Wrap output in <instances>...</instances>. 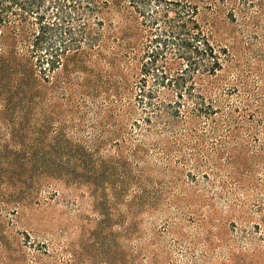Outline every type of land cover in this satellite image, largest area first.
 I'll use <instances>...</instances> for the list:
<instances>
[{"label":"rangeland","instance_id":"374dc122","mask_svg":"<svg viewBox=\"0 0 264 264\" xmlns=\"http://www.w3.org/2000/svg\"><path fill=\"white\" fill-rule=\"evenodd\" d=\"M231 5L235 20L219 4L218 42L231 47L237 75L263 90V4ZM67 71L48 82L0 80V264H264V92L242 98L249 114L262 113L235 127L219 177L178 192L140 188L133 199L122 186L121 136L110 134L120 117L102 93L87 97V82L64 84ZM226 146L219 140L214 158Z\"/></svg>","mask_w":264,"mask_h":264},{"label":"trees","instance_id":"16d2710c","mask_svg":"<svg viewBox=\"0 0 264 264\" xmlns=\"http://www.w3.org/2000/svg\"><path fill=\"white\" fill-rule=\"evenodd\" d=\"M233 1L264 9V0H0V80L48 82L68 70L64 84L87 82V97L102 93L105 109L120 117L119 133L113 125L110 134L121 136L128 197L140 188L178 192L219 177L235 127L262 113L249 114L242 98L264 89L237 75L231 47L218 42L219 4L235 20ZM219 140L227 145L222 159L214 158Z\"/></svg>","mask_w":264,"mask_h":264}]
</instances>
